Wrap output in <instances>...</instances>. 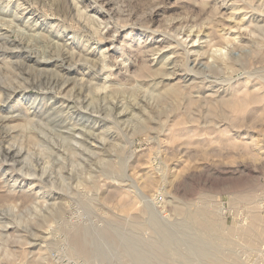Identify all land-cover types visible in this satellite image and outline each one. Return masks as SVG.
Segmentation results:
<instances>
[{
    "label": "rangeland",
    "instance_id": "obj_1",
    "mask_svg": "<svg viewBox=\"0 0 264 264\" xmlns=\"http://www.w3.org/2000/svg\"><path fill=\"white\" fill-rule=\"evenodd\" d=\"M0 8L9 18L16 10L23 21L30 16L27 29L37 23L21 36L28 52L71 62L85 54L98 63L105 51L109 101L128 111L109 109L110 120L94 125L92 139L105 138L103 146L63 138L66 145H37L25 140L31 132L61 138L41 126L19 89L41 92L48 79L33 72L15 84L0 113L16 128L8 141L23 143L26 161L13 166L0 157V264H49L56 248L89 264H139V256L151 264H206L200 248L264 264V0H0ZM199 28L209 34H199L200 51L246 39L233 53L247 62L235 71L192 62L185 48ZM20 59L0 55V77L16 74L7 62ZM76 63L74 79L85 67ZM59 64L50 68L61 75ZM167 86L178 96H160ZM10 173L23 182L13 183ZM193 213L215 228L203 229Z\"/></svg>",
    "mask_w": 264,
    "mask_h": 264
},
{
    "label": "bare ground",
    "instance_id": "obj_2",
    "mask_svg": "<svg viewBox=\"0 0 264 264\" xmlns=\"http://www.w3.org/2000/svg\"><path fill=\"white\" fill-rule=\"evenodd\" d=\"M261 1H263V0H261ZM231 15L232 14L230 11L229 17H231ZM23 18L24 17H22V16H18L17 10L15 13H12L10 18L5 16L4 13L0 11V31L2 30V28L5 29L4 31L0 32V41H1L0 42V55H4L5 57H7V59L9 57H11L12 55H15V54H16L17 58L21 57V59L16 61L14 64L10 61L9 62L6 61L7 65L10 66L13 71H14L15 67L18 70H17L16 74L13 73L10 76L0 77V102L8 100L9 98H11L16 93L15 89L20 88V86L15 85V84L21 85V84L25 83V80H26L25 78L27 77L26 75L28 73L35 72L39 76V78H41V77L47 78L48 81H46V79L44 80V81H46V83L44 84V87H41L39 84V88L41 90V92L39 91L40 93L38 92L35 94H31V93L27 94L25 92V89L27 87H24L23 88L24 90L21 87L19 89V91L20 90H22V91L19 94V97H27L30 100L28 103V107L30 109H32L31 114L35 117L41 116L42 120H44V122H42L44 125L42 124L41 126H46V127L50 128L51 130H55L59 134L58 137L61 138V141L56 140L57 141L56 142L53 140V138L52 139L48 138V136L43 131L39 135L34 130L35 132H31L30 135H27L25 140L27 142L29 140L31 143H34L37 145L42 144V142H45V143H48L49 145H52V146L53 145L59 146V144H61V146H62V144L66 142L63 139H69V140L72 139L73 140L72 144L74 146H79V145L82 146L83 144L94 145V146H103L105 143H108V142H105L106 141L105 138H100L97 140L92 139L93 137L91 136L92 135L91 130H93V128L95 127L94 125L95 124H99L97 126L104 125V123H106L107 121L110 120V119L108 120L106 118V117L109 118V109L110 110H112V109L118 110L117 116L127 114L128 111L124 110L125 108L122 107V105L120 103H118V101H113V100L111 102L109 101V87L111 86V84H109V73H107V69H108L109 65L106 62V60H107L106 57H104L105 51H101V55H100V59L98 60L99 61L98 63L91 61L89 59V57H87L85 54H82L83 56H80L79 61H78V59H76L75 61L71 62V60H69V61L67 60V56H65L64 54H61V58L58 59L59 55H55L54 57H56V58H54L53 54H48L49 57H51V58H49V57L44 58V56H42V55L39 56V54H34L33 52H30L32 50H29V52H28L27 50L24 49V48L27 49L28 46L24 45L25 40L21 36L25 35L26 34L25 32H28L30 30H36L33 28H35L37 26V23L36 24L34 23L32 28L30 26V28L27 29L25 26L28 25L29 20H31L29 18H31V17L28 16V18L25 21H23ZM252 21H254V20H252ZM22 22L24 25H22ZM92 22H94V21H92ZM98 25L100 28H106L107 29V27H108L106 23L103 25V27H101L102 23H98ZM100 31H101V29H100ZM237 31H236L237 33H235V34L241 33V31H239V26H238ZM190 32H194V31L191 29L189 31V33L187 34V37L190 36ZM31 33L33 34V32H31ZM194 33H195V38L190 39L192 44L190 47L187 46L185 48V52H186L187 56L188 55L194 56V58L192 59V62H194L195 64L199 63V62L201 63V60H204L205 64H203V65L205 67H208V66L211 67L212 66L211 63L213 62V63H217L219 66H222V67L225 66L226 68H229L232 71H235V70H238L239 68H241L242 65L247 62V59H245V57L243 60H239L235 57L236 55L233 53L234 48H236L240 51L243 50V48H244V42L243 41H247L246 39H240L239 38L240 40L236 41L235 43L233 41L232 48L226 47L225 50H222V48H215V49L213 48L212 50L210 48H208L207 50L200 51L199 48L197 47L198 45H195V42L198 41L199 34L200 33L204 34V33L202 32L201 28L196 30ZM248 33H249V31H248ZM36 34L39 36L38 33H36ZM204 35H205L204 36L205 38L209 37L208 33H205ZM200 38H202V37H200ZM235 38H237V37H235ZM235 38H233V40ZM40 42H42V41H40ZM201 45H200V48H201ZM56 46H58V45H56ZM151 51H153V50H151ZM15 52H17V53H15ZM40 54H42V52ZM43 54H44V52H43ZM45 55H47V54H45ZM208 59H209V61L211 60V63L208 61ZM196 60H197V62H196ZM57 61H59V63H60L59 65L61 66V68L64 71L63 72L61 70L63 72V74H61V75L57 74L56 69L54 71L50 68V66L55 65L57 63ZM158 61H159V58H158ZM76 62L77 63L82 62L81 64L83 66H85L86 68L85 67L81 68V69L78 68L77 71L80 73V77L74 79L75 76L73 77L70 75L72 73H74L73 71L75 70L74 67H75ZM169 74H173V72H171ZM196 75H198V74H194V75L188 76V77L190 79H191V77H192V79H195L198 77ZM186 78L187 77H185V79ZM71 80L74 81L73 87L70 86L71 87L70 89H66L67 86L69 85V83L72 82ZM206 80H208V79H206ZM37 82L33 81L32 84H30V86L35 87V88L38 87ZM209 82H212V81H209ZM176 88H174L172 86H167L162 90V92L160 93V96H163L165 98L166 97H177L178 91ZM96 101H98L97 102L98 105L96 103L97 106H95ZM97 107H98V109H97ZM135 112H137V111H135ZM18 114L16 116H18ZM20 114H21V112H20ZM100 115H103V117H101ZM11 116L13 117L15 115L12 114ZM35 117H34L33 121H35ZM26 118H27V116H26ZM6 119H7V116H4L1 112L0 113V157H2V160L4 162L8 163L9 165L12 163L14 166V164H21V163H24L26 161L25 160L26 157L24 155L25 151L22 149V145H23L22 142L15 143V141H12V142L8 141L9 138H14L13 132H15L16 128H13V126L11 127V126L5 125L4 121ZM141 120H143V119H141ZM26 121H25L26 123H30L32 120L30 118V120H26ZM26 123H25V125H26ZM33 125H34V123H33ZM38 125H40V124H38ZM56 127L59 130L55 129ZM45 129L46 128H44V130ZM104 135H105L104 137H108L109 131L105 132ZM65 145H66V143H65ZM52 146H49V147H52ZM96 149H98V148H96ZM42 175H43V171H42ZM9 177L12 178V180H13L12 182L15 183V182H17V180H19L20 175L18 173H10ZM21 181L23 182V179H21ZM21 181H20V183H22ZM47 200H51L50 205H49V207L50 206L51 207L49 210L55 211L58 208L57 203L54 201L55 198L54 197L52 198V197L47 195ZM186 215H187V213H186ZM192 218H193V220H196L199 224L204 226L203 229H205V230H210V229L215 228V225L213 223H211L210 220H207L206 217H203L202 215H197V213H193ZM5 228H6V226H5ZM5 228L2 230L4 231ZM33 240H35V239H33ZM74 241H76V240H74ZM84 242L85 241H83V240L80 241L78 243V246H79V249L86 251L87 247H86ZM163 249L158 248L157 253L159 256L164 255L165 251ZM200 250L202 251V253H203L202 255H204V257L207 261L206 264H230V263L239 264V262L237 260L227 259L225 252H220V251L215 250V249H212L209 251H206V250L204 251L203 248H200ZM137 259H138L137 261L139 262V264H151V263L147 262L146 258L143 259L139 256ZM189 259H191V258H189ZM180 260L175 259V261L178 263ZM189 263H190V261H189Z\"/></svg>",
    "mask_w": 264,
    "mask_h": 264
},
{
    "label": "built area",
    "instance_id": "obj_3",
    "mask_svg": "<svg viewBox=\"0 0 264 264\" xmlns=\"http://www.w3.org/2000/svg\"><path fill=\"white\" fill-rule=\"evenodd\" d=\"M49 264H89L83 259L66 255L64 249L56 248L50 250Z\"/></svg>",
    "mask_w": 264,
    "mask_h": 264
}]
</instances>
